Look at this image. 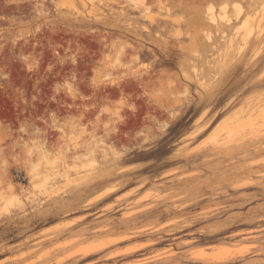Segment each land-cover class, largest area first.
<instances>
[{
  "label": "rangeland",
  "instance_id": "1",
  "mask_svg": "<svg viewBox=\"0 0 264 264\" xmlns=\"http://www.w3.org/2000/svg\"><path fill=\"white\" fill-rule=\"evenodd\" d=\"M0 264H264V0H0Z\"/></svg>",
  "mask_w": 264,
  "mask_h": 264
},
{
  "label": "bare ground",
  "instance_id": "2",
  "mask_svg": "<svg viewBox=\"0 0 264 264\" xmlns=\"http://www.w3.org/2000/svg\"><path fill=\"white\" fill-rule=\"evenodd\" d=\"M63 225V224H62ZM60 227H61V225H60ZM238 251V250H237ZM202 252V251H201ZM226 252V251H225ZM224 253V252H223ZM215 254V253H214ZM220 255V254H219ZM207 256H209V255H207ZM225 256V255H224Z\"/></svg>",
  "mask_w": 264,
  "mask_h": 264
},
{
  "label": "snow or ice",
  "instance_id": "3",
  "mask_svg": "<svg viewBox=\"0 0 264 264\" xmlns=\"http://www.w3.org/2000/svg\"><path fill=\"white\" fill-rule=\"evenodd\" d=\"M52 127V125L51 124H49V128H51Z\"/></svg>",
  "mask_w": 264,
  "mask_h": 264
}]
</instances>
